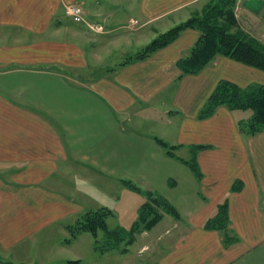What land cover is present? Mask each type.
Wrapping results in <instances>:
<instances>
[{
    "label": "crops",
    "instance_id": "1",
    "mask_svg": "<svg viewBox=\"0 0 264 264\" xmlns=\"http://www.w3.org/2000/svg\"><path fill=\"white\" fill-rule=\"evenodd\" d=\"M205 1L0 0V260L85 264L94 238L67 241L68 225L108 201L119 202L106 205L112 218L138 214L145 197L121 182L129 179L163 194L181 217L164 215L126 252L95 264H264V132L242 134L245 112L225 106L198 118L218 81L247 86L264 72L218 56L182 75L177 61L198 37L192 29L125 63ZM70 4L84 7V21L68 15ZM155 137L181 145L183 159L190 145H210L198 153L203 178ZM224 200L239 238L229 245L204 228Z\"/></svg>",
    "mask_w": 264,
    "mask_h": 264
},
{
    "label": "trees",
    "instance_id": "2",
    "mask_svg": "<svg viewBox=\"0 0 264 264\" xmlns=\"http://www.w3.org/2000/svg\"><path fill=\"white\" fill-rule=\"evenodd\" d=\"M236 1L207 0L200 13H195L187 20L157 35L134 56H129L125 63L146 59L157 50L176 41L184 30L194 29L198 31L197 42L186 56L177 61L182 75L200 72L218 56L233 59L264 72V43L242 28L235 11ZM220 106L245 113L250 111L246 118L240 119L237 123L238 130L242 134L255 136L264 132V83L256 82L241 86L234 81L221 79L199 111L198 118L211 116ZM155 139L168 156L187 165L198 180L203 178L198 153L202 149L210 148V145H190V157L183 159L176 153L181 145L169 144L159 137ZM121 182L145 197L138 209V219L131 227L121 225L110 227L108 218L113 215V211L107 206L88 209L75 223L68 225L70 237L66 239L67 241L87 232L93 236L94 249L100 254L112 250L126 252L136 241L138 234L152 229L164 215L169 214L176 219L181 217L178 209L160 192L143 190L129 179H121ZM239 185L236 183L233 188L238 190ZM204 228L222 231L226 245L239 239L230 227L227 200L217 204L216 211L207 218ZM0 263L14 264L3 260H0Z\"/></svg>",
    "mask_w": 264,
    "mask_h": 264
},
{
    "label": "rangeland",
    "instance_id": "3",
    "mask_svg": "<svg viewBox=\"0 0 264 264\" xmlns=\"http://www.w3.org/2000/svg\"><path fill=\"white\" fill-rule=\"evenodd\" d=\"M206 2H207V0L205 1V3ZM201 11H202V8L197 10L196 12H193L192 15H194L195 13H200ZM235 11H236V15H237V17H238V19L240 21V24H241L242 28L246 32H248L252 37H254V38H256V39H258V40H260L261 42L264 43V0H237L236 1V6H235ZM192 30H194V29H192ZM197 40H198V37L196 38V40L194 42L196 43ZM194 44H193V46H194ZM146 45H144V46H146ZM139 50L140 49H137V50L129 53L127 56L135 55ZM115 60L118 61V60H123V59H121L120 57H118V59H111L112 62H114ZM256 70H259V69H256ZM260 83H264V80L261 81ZM249 114H250V111L245 113L244 118H246ZM165 129H166V132L168 133L167 134L168 138H172L173 139V135H174V131L173 130L174 129L170 128V127L169 128H165ZM178 153H180L181 156H184L185 152H184V150H181V151H178ZM110 202L108 201L105 204L111 206L113 209H117L115 206L119 205V202H111V203ZM121 203H123L125 206H127V203H125V199H123V198H121ZM100 207H102V206L100 205ZM100 207L99 206L92 207L91 209H97V208H100ZM125 214L127 215V218H128V221L126 223H124L125 222V219H123L124 217L122 215L120 216L118 214V216L116 218H112V217L109 218V220H108L109 226L110 227H115L117 225H121V226H126L127 228H130L131 225H132L131 223L138 218V214H136V211H126ZM117 219L119 220V222L117 221ZM162 241H161V243H164L165 240L163 242ZM95 251H96V253H94V254H90L91 253L90 250L85 253V264H95L97 262L96 259L99 256H101L102 254L97 252V250H95ZM115 251L116 250H112L111 252L112 253H116Z\"/></svg>",
    "mask_w": 264,
    "mask_h": 264
},
{
    "label": "built area",
    "instance_id": "4",
    "mask_svg": "<svg viewBox=\"0 0 264 264\" xmlns=\"http://www.w3.org/2000/svg\"><path fill=\"white\" fill-rule=\"evenodd\" d=\"M66 11L68 15H70V17H72V19L76 22H82L85 20V9L82 5L70 4L66 7Z\"/></svg>",
    "mask_w": 264,
    "mask_h": 264
}]
</instances>
